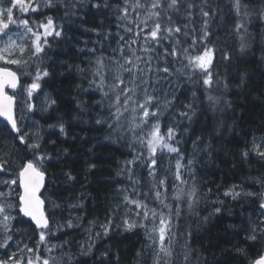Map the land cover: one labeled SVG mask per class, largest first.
Instances as JSON below:
<instances>
[{
    "label": "snow or ice",
    "instance_id": "1",
    "mask_svg": "<svg viewBox=\"0 0 264 264\" xmlns=\"http://www.w3.org/2000/svg\"><path fill=\"white\" fill-rule=\"evenodd\" d=\"M85 3L97 10L94 15L111 11L118 21L116 27L128 34L126 37L120 31L113 34L100 28L82 29L102 40L118 37L117 47L112 49L118 55H97L96 47L86 49L93 59L87 61L89 67L77 66V70L88 87H76L86 96L100 95L95 107L106 115L98 113L95 124L106 126L110 134L115 133L124 141L130 157L117 173L126 178L127 185L117 189L119 202L106 222L99 225L102 231L96 232L95 237H107L113 216L122 211L121 223L116 227L144 231L151 264H176L177 260L190 264L192 250L188 240L192 231L181 234L184 244L179 254L175 248L177 233L173 231L174 222L181 218L184 209L201 225L225 211L231 214L225 200L219 198L211 201L213 207L208 215L199 214V204L206 194L197 183L196 156L198 152L211 155V144L203 147L205 138L198 135L192 140L191 154L181 148L183 136L198 120V113L203 114L205 105L209 109H218L221 104L231 106L225 99L231 81L217 71L221 61L231 62V56L211 42L210 21L215 11L209 0H201L200 4L195 0H12L10 6L0 7V118L11 140L23 146L15 154H0V264H85L77 256L90 257L96 247L91 235L94 221H89L85 230L90 233L89 242L80 245L78 254L67 250V240L53 243L60 234L67 235L68 229L81 227L80 217L69 215L63 222L56 219L61 204L52 199L55 193L49 194L55 179L46 166L53 157L45 145L56 143L50 139L52 135L68 136L66 118L57 115L56 122L47 125L53 130L48 141L43 127L32 119L39 113L59 111L57 100L44 87L51 76L46 57L53 41L70 43L65 38L64 24H58L41 9L59 12L64 8V17L71 19L76 15L77 4L83 8ZM197 8L199 28L193 26L192 19L193 9ZM229 14L234 16L231 34L238 37V52L244 55L250 48L253 21L264 24V3L257 6L248 0H230ZM87 15L85 12L79 18L82 25L87 23ZM181 17L183 21L177 23ZM103 23L101 19V27ZM102 40L93 43L103 48ZM218 51L220 60L216 58ZM110 63L115 68H109ZM243 84L242 75L240 85ZM76 109L80 113L89 110L90 114L85 99L77 100ZM235 154L241 162L255 157L264 163V136H253ZM64 175L67 181L75 179L71 173ZM253 182L259 185V191H247L241 183L230 186L223 196L241 206L245 200L256 201L254 218L242 215L244 223L228 227L243 232L245 243L256 250L251 257L247 249H236L247 264H264V174ZM211 192L209 188L208 193ZM28 233L31 235L25 240ZM142 253L143 249L137 256ZM107 256V251L101 253L98 264H109Z\"/></svg>",
    "mask_w": 264,
    "mask_h": 264
},
{
    "label": "trees",
    "instance_id": "2",
    "mask_svg": "<svg viewBox=\"0 0 264 264\" xmlns=\"http://www.w3.org/2000/svg\"><path fill=\"white\" fill-rule=\"evenodd\" d=\"M115 3L116 0H110ZM215 11L210 21V29L213 33L211 42L218 49L231 56V62L221 61L217 71L231 81V87L225 94V99L230 101L231 106L221 104L218 109H209L207 105L203 114L198 113V120L192 124L189 133L183 136L181 148L186 153L193 152L192 140L196 136L205 138V145L211 144V155L198 152L196 156V178L200 190L205 193V198L199 204L201 217L211 212V201L217 198L225 200L227 209L221 216L213 217L205 224H198L197 218L192 217L185 208L181 218L176 220L177 241L185 228L184 233L192 231V237L188 240L192 250L190 264H247L246 259L236 252L237 248H245L249 256L254 257L256 250L245 243L243 232H234L229 225L244 223L242 215L253 216L257 210V203L253 200H245L243 206L223 196V192L234 184L243 183L247 191H259L253 179L264 174V163L258 162L257 158L250 157L247 162H241V157L235 153L246 147V143L259 133L264 135V24L254 20L249 31L252 33L250 48L246 54L238 52V37L231 34L234 16L229 14L230 0H209ZM252 5H260L264 0H248ZM200 4L201 0H195ZM64 8L59 12L46 11L47 15L55 18L56 22L65 26V38L70 43H57L53 41L52 48L46 57V63L50 65L51 76L49 84L45 87L57 100L58 112L39 113L35 115L39 124L43 127L44 138L49 140L47 125L56 122V116L63 114L67 125L68 136L52 135L51 140L45 147L53 157L46 165L48 171L54 175L55 186L51 187V193H55L52 199L61 204L56 210V219L63 222L69 215L80 217L81 227L68 229L67 235L60 234L59 241H69L68 251L78 254L80 245L89 242V221L95 222L91 229V235L96 247L90 257H79L85 264H98L101 253L107 251L109 264H151L150 253L146 248L144 231L134 229L124 231L116 227L121 223L123 212H117L113 216V227L107 237H95L96 232H101L99 225L106 222L111 210L119 202L117 189L126 186L127 180L122 175H117L124 160L129 159V149L124 141L115 133H109L107 127L95 124L97 114L106 115L102 109L95 107V101L101 99L99 94L86 96L79 92L77 85L87 88L86 81L77 70L89 67L87 61L93 59L87 52V48L96 47L97 55L101 52L105 56L118 55L112 52L117 47L115 35L107 40H102L92 32H83L84 27L100 28L103 31H111L113 34L120 31L116 25L118 21L111 11L100 12L90 9L87 3L81 8L77 4L76 15L71 19L64 17ZM87 20L86 24L80 23V17ZM194 27L199 28L201 17L199 9H193ZM104 23L101 27L100 20ZM175 19V17H174ZM183 17L177 23H181ZM121 35L128 34L120 31ZM102 40L103 48L93 42ZM87 41V44H85ZM211 46V44L209 45ZM139 47V45L135 46ZM78 49H85L84 52ZM195 54V53H194ZM221 52H217V60H220ZM115 68L114 63L108 65ZM112 73H109L111 79ZM244 76V84L240 85V77ZM240 85V86H238ZM190 95V94H189ZM79 99H85L90 106L89 110L80 113L76 109ZM222 109V110H221ZM43 117V118H42ZM77 117V118H74ZM258 135V136H259ZM15 147L22 150L14 141L1 143V154H15ZM65 150H67L65 152ZM202 158V159H201ZM174 161H172L173 163ZM167 163V161H165ZM95 165L94 168H89ZM65 173H71L75 177L67 181ZM253 178V179H249ZM253 182V184H252ZM211 188L212 192L208 193ZM147 189L145 188L144 191ZM72 204H82V207L72 208ZM150 206H152L150 204ZM243 207V211H242ZM25 238L28 235L25 234ZM143 253L137 256L138 252ZM228 250V251H225ZM53 255H59L53 253Z\"/></svg>",
    "mask_w": 264,
    "mask_h": 264
},
{
    "label": "rangeland",
    "instance_id": "3",
    "mask_svg": "<svg viewBox=\"0 0 264 264\" xmlns=\"http://www.w3.org/2000/svg\"><path fill=\"white\" fill-rule=\"evenodd\" d=\"M258 135H259V133L256 134V137H260V135L259 136ZM15 151H18L17 147H15ZM252 184H253V182H252ZM254 185L259 187L258 184H254ZM173 231H175L177 233L178 229L176 228V226L174 227ZM184 231H185V228H183V231L181 232V234L184 233ZM27 235H31V233H28ZM61 242H63V241H59V240L58 241H53V243H61ZM183 244H184V239H183L182 235H180V241L176 240V243H175V248H176V251H177L178 254L182 252ZM0 257H2V253H0ZM176 264H181V261L177 260Z\"/></svg>",
    "mask_w": 264,
    "mask_h": 264
},
{
    "label": "flooded vegetation",
    "instance_id": "4",
    "mask_svg": "<svg viewBox=\"0 0 264 264\" xmlns=\"http://www.w3.org/2000/svg\"><path fill=\"white\" fill-rule=\"evenodd\" d=\"M3 0H0V4L2 3ZM10 2H12V0H9ZM1 7V5H0ZM17 16H19L20 14L17 12L16 13ZM5 141H12L11 138L8 135L7 130H5V122L3 121L2 118H0V150H1V143ZM1 154V151H0Z\"/></svg>",
    "mask_w": 264,
    "mask_h": 264
}]
</instances>
